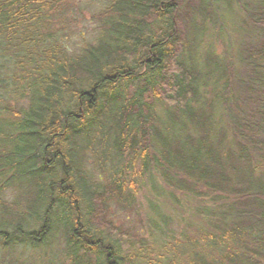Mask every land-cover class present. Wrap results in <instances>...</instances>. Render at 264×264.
Instances as JSON below:
<instances>
[{
  "label": "trees",
  "instance_id": "obj_1",
  "mask_svg": "<svg viewBox=\"0 0 264 264\" xmlns=\"http://www.w3.org/2000/svg\"><path fill=\"white\" fill-rule=\"evenodd\" d=\"M188 1L105 0L95 17L97 41L71 52L52 32L65 0H0V58H7L10 72L6 96L25 102L17 108L0 99V252L25 243L43 247L59 230L70 264H262L250 246L264 237V183L249 178L247 145L238 144L246 174H236L234 184L211 142V115L198 106L202 76L183 58V13L196 10L187 5L184 11ZM245 15L262 41L247 50L242 87L264 117V0ZM157 104L166 109L164 121ZM230 120L240 139L243 125L264 133L248 120ZM188 127L194 136L185 133ZM87 159L105 182L92 180ZM155 177L190 195L202 186L238 199L207 207L214 231L190 240L186 251L165 246L144 254L105 214L110 198L128 203L135 180L153 185ZM27 183L37 191L29 222L16 214L18 221L7 220L13 204L3 194ZM258 251L264 256L261 244Z\"/></svg>",
  "mask_w": 264,
  "mask_h": 264
},
{
  "label": "rangeland",
  "instance_id": "obj_2",
  "mask_svg": "<svg viewBox=\"0 0 264 264\" xmlns=\"http://www.w3.org/2000/svg\"><path fill=\"white\" fill-rule=\"evenodd\" d=\"M256 1L190 0L184 5V11L188 5L196 9L195 13H183L186 17L188 47L183 58L188 65L195 66L202 76L198 106L211 115V142L220 148L222 159L228 165V176L234 184L236 174H246L244 163L238 160L239 143L247 145L249 149L250 180L253 183H264L263 131L258 133L253 126L254 131L251 132L243 125L239 133L244 138L240 139L236 134L238 131L235 123H230V119L240 125L242 120H248L264 128V117L259 115L260 110L247 101V93L242 87V82L249 75V68L244 62L247 50L259 46L262 41L260 28L249 22L245 15V10L252 8ZM104 6L105 0H65L63 12L54 18L52 32L71 52L94 44L99 35L95 17ZM8 67L7 58H0V99L5 98L11 106L18 108L25 105L24 100H10L11 96H6L10 90L5 87L10 75ZM155 108L159 118L164 121V106L157 104ZM185 133L194 136L196 131L188 127ZM250 141L255 142L254 145H250ZM229 154L234 155V160L229 159L231 163L226 160ZM85 169L91 172L93 181L105 182V179L98 180L95 165L90 159H87ZM135 182L133 200L128 199L125 204L117 203L114 197L108 200L105 220L127 237L133 249H141L144 254L148 250L155 252L164 249L165 246H177V252L186 251L190 240H200L203 233L214 231L216 223L214 219L212 223L209 220L211 214L207 207L212 204L215 206L214 201L223 203L227 200L231 203L238 199L224 192L211 193L202 186L195 188V196L190 195V192H180L166 186L158 177H155L153 185L148 178L137 179ZM245 183L237 186L241 187ZM27 184L21 187V191L9 188L3 194L4 202L13 204V212L9 213L11 216L7 220L18 221L12 219L16 214L29 222L28 216L32 211L29 213L27 209L37 196V191L32 183ZM35 229L37 226L31 230ZM261 233L264 234V228ZM46 242L43 247L35 248L25 243L15 249L2 251L0 264H70L64 253L63 234L59 230L51 234ZM260 244L261 250H264V237L261 234L256 241H252L250 252L257 253L253 256L264 264V256L258 253Z\"/></svg>",
  "mask_w": 264,
  "mask_h": 264
}]
</instances>
